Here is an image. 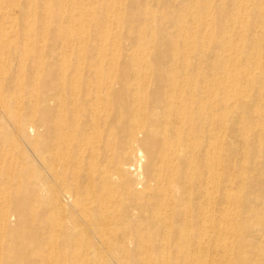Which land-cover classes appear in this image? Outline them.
I'll return each mask as SVG.
<instances>
[{
	"label": "bare ground",
	"instance_id": "bare-ground-1",
	"mask_svg": "<svg viewBox=\"0 0 264 264\" xmlns=\"http://www.w3.org/2000/svg\"><path fill=\"white\" fill-rule=\"evenodd\" d=\"M67 1L0 0V264H264V0Z\"/></svg>",
	"mask_w": 264,
	"mask_h": 264
},
{
	"label": "rangeland",
	"instance_id": "rangeland-1",
	"mask_svg": "<svg viewBox=\"0 0 264 264\" xmlns=\"http://www.w3.org/2000/svg\"><path fill=\"white\" fill-rule=\"evenodd\" d=\"M108 3L111 4V1H108ZM96 7H98V4L96 3V1L93 2V1H90L89 0L87 2H84L82 0H70V1L65 2V4L62 7V11H63V14L64 13L66 14V12L68 11L69 15H71L72 17H74V16H76V14H78L84 8H91V9H93V8H96ZM43 11H44V13H47L48 14V13L51 12V8L44 6L43 7ZM108 19H109V23L115 24L116 20L113 17H108ZM41 36L40 37H36V38H41ZM73 37H74L73 35H68V34L67 35H60V36H58V38H56L54 40V42L59 45V51H58L59 52V57L60 56H63V54L65 53V47H66V45L69 42L72 41ZM34 96H35V94L32 95L31 97L34 98ZM2 121L4 123L5 122V119H3ZM5 124L8 127V132H9V136H10L9 139H10L11 145H12L11 146V149H13L15 151L17 149V147H18L19 139L15 135V130L12 127V122L11 121H6ZM2 132L3 131L0 129V137H1ZM20 145H22V144H20ZM25 150L26 149L24 148V151ZM18 156L21 157V161L19 160L20 161V167H25L27 163H25L23 159H25V157H27V156L29 157L30 154H27V152L26 153H19ZM13 222H16V221L13 220ZM13 227L16 230V232L17 231L18 232L25 231V230L28 229V227L22 226V223L21 222L13 223ZM33 239L32 240L29 239L28 241H24V243L26 244L25 246L31 245V246H29V247H31V249L33 248V246H37V244L35 243V241H33ZM64 253H65L64 250L59 247V259H60V257L61 258L63 257ZM22 263L24 264L23 261H22Z\"/></svg>",
	"mask_w": 264,
	"mask_h": 264
}]
</instances>
